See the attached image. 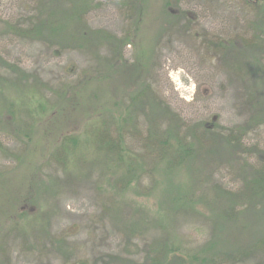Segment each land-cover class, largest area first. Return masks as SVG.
<instances>
[{
  "label": "rangeland",
  "instance_id": "rangeland-1",
  "mask_svg": "<svg viewBox=\"0 0 264 264\" xmlns=\"http://www.w3.org/2000/svg\"><path fill=\"white\" fill-rule=\"evenodd\" d=\"M259 4L0 0V264H264V81L233 74ZM42 19L63 27L5 29ZM253 119L240 148L219 134Z\"/></svg>",
  "mask_w": 264,
  "mask_h": 264
},
{
  "label": "trees",
  "instance_id": "trees-1",
  "mask_svg": "<svg viewBox=\"0 0 264 264\" xmlns=\"http://www.w3.org/2000/svg\"><path fill=\"white\" fill-rule=\"evenodd\" d=\"M80 1L84 2V0H80ZM133 2H134V4L132 6ZM133 2L131 3V7L129 9L130 12H133V14H130V18L133 21V19L135 17L136 18L135 20H137L139 22L141 20V14H140L141 10L138 7L139 4H135V3H137L135 1H133ZM259 5H260L259 7L264 8V4H259ZM80 6L82 7V5H79V7ZM81 9H83V7ZM77 11H79V10H77ZM80 22H81V20H80V16H78V14H76L75 16L72 17L71 25L74 28H77L76 34L72 35V37L77 36V37H82V39H85L86 36L88 35V33L84 34V32H82L78 28ZM12 26H14V25H10V27H6L5 29L8 32H10V30H11L12 31L11 33H14V34L17 33V34H20L22 36H29L30 38H36V37L44 38V37H46V34H49L50 32H51V35H54L57 32H59L63 27L61 24H58L57 22H55L51 19H47V20L42 19L36 25L32 26L33 27V28L31 27L32 29L30 28L29 30L22 29L18 26H15V28H11ZM82 39H78L77 41L80 43L82 41ZM112 42L120 45L121 47H124L127 44H129V38H126V39L124 38V39H120V40H118L117 38H114V40ZM223 42H224L223 40H218L215 44H213V48H211L212 49L211 52H215L216 50H218L220 52V50H222L223 55H224V52H228V53L231 52V54H230V56H231L234 53L233 50H237L239 48V46H237V44H235V43L233 44V42H231V41L230 42L228 41L227 45H224ZM243 46H245V50L249 51L251 53V55H253L252 60H246L245 62H243V66L241 67V69L237 68L238 70L234 71L233 74L236 76H240V73L244 74L243 77L246 80L248 78H250V80H253V82H255L256 80L258 82H260V78H261V81L262 80L264 81V35H261L259 33L258 35H256V37L252 38L251 40L245 41ZM118 56L120 57L121 54L119 53ZM115 57H117V55H115ZM236 58H231V59L233 61H235ZM249 61H253V62L250 63ZM246 83L249 84L248 81H246ZM253 85L257 86L255 84H253ZM78 96L79 95H77V94L75 96H73L72 101H75L76 99H78ZM258 100H261V97H259ZM260 117L263 118L261 120L264 121V111H262V110H261L260 114L257 115V119H259ZM254 119H256V118H254ZM254 121L255 122H250V124L246 125V129L241 128L237 132L232 131L228 134H223V132H221L219 134L221 136H223V138L227 142L234 144L240 148L241 142H242V139H240V138L247 134V129H249V127H255L256 125H259V123H257V122H259L258 120L257 121L254 120ZM202 131L205 132L204 130H202ZM76 139L77 138L72 137L70 135H62L61 140L57 143L61 142L63 145H68V144L75 145ZM184 146L189 148L188 151H190L192 148L191 146H188V143H185ZM261 163H263V161ZM261 163L257 164L256 167L252 168L254 180L258 184V189H259L260 185H264V164H261ZM32 204H33V199L26 198V197H19L15 207L19 208V210H18L19 215L24 216L26 214L25 208L31 207ZM229 214L233 215L234 210L231 209ZM191 258L193 260L196 258L202 259V257H199V255H197V254L191 255Z\"/></svg>",
  "mask_w": 264,
  "mask_h": 264
}]
</instances>
